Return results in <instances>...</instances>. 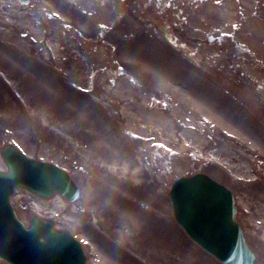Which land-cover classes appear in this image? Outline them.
Instances as JSON below:
<instances>
[{
  "label": "rangeland",
  "instance_id": "obj_1",
  "mask_svg": "<svg viewBox=\"0 0 264 264\" xmlns=\"http://www.w3.org/2000/svg\"><path fill=\"white\" fill-rule=\"evenodd\" d=\"M11 2L3 11L33 12L42 39L20 31L27 18L0 23V171L13 143L68 170L83 194L17 187L25 226L53 220L88 264H222L170 200L176 179L206 173L233 191L264 264V0ZM137 168L150 176L132 180Z\"/></svg>",
  "mask_w": 264,
  "mask_h": 264
},
{
  "label": "water",
  "instance_id": "obj_2",
  "mask_svg": "<svg viewBox=\"0 0 264 264\" xmlns=\"http://www.w3.org/2000/svg\"><path fill=\"white\" fill-rule=\"evenodd\" d=\"M27 2V0H23ZM8 166L0 171V258L10 264H88L81 242L51 219L34 216L27 227L11 198L17 187L74 202L82 190L68 170L34 159L17 145L1 150ZM174 217L186 234L222 264H254L256 255L236 219L233 191L206 173L181 176L170 190Z\"/></svg>",
  "mask_w": 264,
  "mask_h": 264
},
{
  "label": "bare ground",
  "instance_id": "obj_3",
  "mask_svg": "<svg viewBox=\"0 0 264 264\" xmlns=\"http://www.w3.org/2000/svg\"><path fill=\"white\" fill-rule=\"evenodd\" d=\"M13 6V3L11 2V0H0V23H2L3 26L6 25H16V23H18L19 26H22V24H25V22H17L19 20H22V18H27L26 19V28H21L20 31H22L23 33L29 34L30 35V42H38L39 40H41L42 38L39 37L36 32H34V29H32V23H33V18H34V13L33 12H25L24 14H19L18 12L14 11V12H4L3 9L6 8H10ZM5 28L4 27H0V31H3ZM156 130V129H154ZM152 130V132L154 131ZM151 133V132H150ZM124 158H125V162H128L129 165H131V163H134L135 158L133 157V155L131 154V152L127 151L126 149L124 151ZM137 163V161H136ZM125 164V163H124ZM125 170H128V165L125 164L124 166ZM122 167V168H123ZM130 171V175H131V179L133 180L135 177L140 176V175H149V172L146 170H144L143 168H137V169H131Z\"/></svg>",
  "mask_w": 264,
  "mask_h": 264
}]
</instances>
